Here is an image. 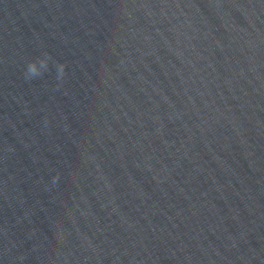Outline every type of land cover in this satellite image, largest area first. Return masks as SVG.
<instances>
[{
    "label": "water",
    "instance_id": "water-1",
    "mask_svg": "<svg viewBox=\"0 0 264 264\" xmlns=\"http://www.w3.org/2000/svg\"><path fill=\"white\" fill-rule=\"evenodd\" d=\"M0 264H264V0H0Z\"/></svg>",
    "mask_w": 264,
    "mask_h": 264
},
{
    "label": "clouds",
    "instance_id": "clouds-1",
    "mask_svg": "<svg viewBox=\"0 0 264 264\" xmlns=\"http://www.w3.org/2000/svg\"><path fill=\"white\" fill-rule=\"evenodd\" d=\"M51 56L48 53H44L43 58H36L35 60L27 62L25 66V79H33L42 76V70H48V61ZM56 79L62 80L65 76V65L63 63H55Z\"/></svg>",
    "mask_w": 264,
    "mask_h": 264
}]
</instances>
